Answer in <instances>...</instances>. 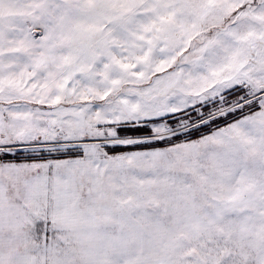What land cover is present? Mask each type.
<instances>
[{"label":"snow or ice","instance_id":"obj_1","mask_svg":"<svg viewBox=\"0 0 264 264\" xmlns=\"http://www.w3.org/2000/svg\"><path fill=\"white\" fill-rule=\"evenodd\" d=\"M0 264H264V0H0Z\"/></svg>","mask_w":264,"mask_h":264}]
</instances>
